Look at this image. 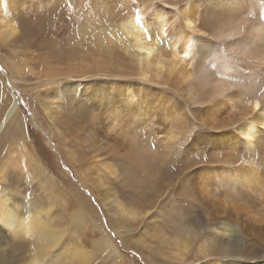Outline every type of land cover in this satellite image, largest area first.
Returning a JSON list of instances; mask_svg holds the SVG:
<instances>
[{"label":"rangeland","instance_id":"1","mask_svg":"<svg viewBox=\"0 0 264 264\" xmlns=\"http://www.w3.org/2000/svg\"><path fill=\"white\" fill-rule=\"evenodd\" d=\"M99 1L57 0L54 5L50 4L42 8L36 7V5L26 7V4H23L17 11L18 17L15 19L16 35L10 38L9 45L5 46L0 43V94L4 96L3 99L6 98V104L2 110L0 109V123L2 114L12 104L15 96L17 115L22 126H19V129L29 136L30 144L37 154L36 157L48 166L50 173L56 177L57 182H55L54 189L60 193L58 196L54 194L55 191L53 192L56 209L53 206L49 210H51L50 217L52 216L51 218L55 221V229L61 233L62 238H59L57 244L41 264L51 261H54L53 264H68L70 262L71 264H181L183 259L178 261L174 258L179 252L175 245L176 236L172 231L165 229L164 224H168L170 218L173 221L180 219L183 226L189 225L192 229L198 226L197 222L201 212L209 211L205 208L207 206L200 205L193 193L195 188L189 181L194 182L200 167H205V172L209 173L211 165L227 168L231 165H239L244 159L259 157L256 166L260 172L261 183L264 182V142L261 151L245 150L242 147L235 151L231 140L227 144H223L225 138L211 134V131L200 123V119L195 117L197 116V113L195 115V111H193L195 107L190 106V108L182 96L185 94L184 85L174 81V76H164L165 72L162 77L156 78L151 72L146 80L141 78L138 70L132 67L126 55L122 54L123 50L115 44V40L111 39L114 30L113 15L110 11L108 13L111 15H107L106 9L101 8ZM140 1L142 2L139 6L141 7L139 13L142 14L140 22L148 25L145 35L150 37L156 30L153 20V13L156 10L161 9L167 16L172 17L176 13L175 7L182 9L188 0ZM108 3L111 9L114 8L116 14L134 10L136 4L134 0L128 2L108 0ZM90 9L91 12L88 14L86 10ZM84 10L86 16H83ZM58 12L63 16L59 20V24L64 22L66 28L61 27L57 29L56 33V28L52 26L58 25L55 24L59 22L56 21ZM86 19L89 22L97 23V31H94L97 36L93 31H87L88 22L86 25L84 24ZM181 21L180 19V27L175 28L173 33L169 32L161 37V43L166 40L170 43L183 33ZM53 22L55 23L53 24ZM51 28L54 29L53 34L50 31ZM99 28L101 32L98 31ZM101 37L103 40H100ZM35 40L46 43H43V47H39ZM167 49L170 51L169 48ZM167 49L165 48L164 53H168ZM129 51L128 47V53ZM55 52L60 54L58 60H53ZM14 65L18 68L13 70ZM100 72L103 74L96 76ZM51 73L63 76L58 81L62 83L61 85L64 83L70 85L68 92H64L63 99L57 103H49L46 93L48 87H52L51 85L55 83L48 86L44 84L46 77L52 75ZM67 74L71 76H66ZM129 82L134 83L137 88L134 102L136 104H133L132 113L141 112V114L131 119L128 113L126 117L129 119L125 116L121 118L123 121H127L121 123L124 131H127L126 134L135 133L140 137L149 135L154 140L155 137L166 134L167 130L173 129L174 126L179 132H182L179 137L180 141L178 139L175 141V147L170 150L168 157L164 155L155 158L154 160L158 161L156 166H150L151 161H149L150 163L147 164L149 169L145 173L129 162H121L118 156L122 150L114 144L113 140L115 139H112L109 134L110 128L106 127L104 132V129L100 128L93 139V137H89L90 129L86 125L84 128H79L76 122L82 119L84 122L86 119L88 120L86 114L90 115L92 110L98 112L97 118L100 117L98 127L103 123L110 122L116 116V112L112 109L120 106L117 109L122 110L124 106L116 105L121 102L125 104L124 101L119 100L121 97L118 89ZM92 89L96 90L93 95ZM108 95L109 97H107ZM93 96L97 98L95 99ZM239 97L243 99L241 95L237 96V98ZM103 99L106 102L107 99L111 100L109 101L110 105L102 104ZM72 101L77 105L76 116L70 113L69 103ZM176 102L178 105L175 104ZM58 104L57 111L59 112L52 122L45 107L55 108ZM174 104L177 105V108L174 107ZM237 105L241 106L240 101ZM84 107L86 111L83 109ZM100 107L101 110H99ZM186 110H190L191 113ZM237 112L236 110L230 111L231 120H237ZM224 116L225 113L221 118V124L225 122ZM16 124L15 121L13 126ZM7 128L6 125L2 127L0 135ZM0 140V170L3 165L6 167L4 172H0V190L4 189L6 192L20 190L18 197L21 199L16 200L19 202L15 201V203H20L25 207L34 205L43 208L50 207L51 203L48 201L46 193L47 187L33 178V174L40 173L43 175L39 174L41 177L45 176L48 186L51 181L48 180L46 173L36 167L33 168L28 158L23 157L22 145L19 140L8 136ZM111 145L114 147L111 148ZM230 147L235 156L228 157L229 152L232 153ZM64 150L69 151L70 154ZM73 158H76V161H72ZM221 160H224L225 163H222ZM86 164L93 165V167L89 170L90 173L86 172L85 174L84 165ZM125 167L133 174L126 173L128 178H124ZM98 172L105 187L95 186L92 182ZM189 172L191 173L188 174ZM182 176L187 180H181L184 179ZM157 177L158 180H156ZM207 183L209 186L215 184L211 179H208ZM185 185H188L189 190L185 189ZM107 188L111 195H109L110 200L103 201L104 190ZM161 190L163 191V193L160 192L161 195L163 194L162 196L158 195ZM236 192L238 191H234V194ZM224 195L221 197L225 201L227 195ZM240 196L243 198L240 203H245L243 207L241 206V211H249V216L263 217L264 220V183L263 188L256 189V191L243 189ZM132 199H136L138 205L132 204ZM115 201L123 203L126 210L136 208L141 210L140 215L120 213L115 207ZM150 201H154L151 208ZM139 202L145 205L141 207ZM233 203L230 202L231 205ZM146 206H149L151 210H147ZM214 206L212 205V207ZM77 209H82L87 214L86 221L81 225L68 219L72 216L71 212ZM70 228L76 233L75 238H73ZM192 230L194 231V229ZM181 235V233L177 234V236ZM191 235L192 232L178 239L180 242L188 243V240L191 242H189L187 253H197L198 242L195 244L196 239L192 242ZM0 241L3 251L4 247L10 248L11 236L8 230L1 225ZM260 243L264 246V238L262 241L260 240ZM107 244L113 246L116 251ZM70 251H75L76 256H70ZM204 260L205 258H202L194 260L192 263H203ZM226 261L223 259L220 264H224ZM239 263L241 264V260L234 264ZM262 263L264 264V260L258 262V264Z\"/></svg>","mask_w":264,"mask_h":264},{"label":"bare ground","instance_id":"2","mask_svg":"<svg viewBox=\"0 0 264 264\" xmlns=\"http://www.w3.org/2000/svg\"><path fill=\"white\" fill-rule=\"evenodd\" d=\"M56 1L57 0H0V43L7 46L10 43V38L16 35L17 24L15 23V19L18 17L17 11L20 10L23 4H26V7H28V5H36V7L42 8L50 4L54 5ZM128 1L129 0H125V2ZM134 1L136 3L134 10L128 9L129 11L120 14L118 11V14H116V11L113 10L114 8L111 9L109 7L108 0H100L99 2L101 8L104 7L106 9L107 15H113L112 21H114V24L112 25L114 26V30L111 39L115 40V44L123 50L124 53L122 54L126 55L130 65L138 70L141 78L146 80L151 75V72L153 77L156 78L162 77V74L165 72L166 74L164 76H174V81L185 87V94H182V96L186 100V103H188L189 107H195L193 110L195 111V115L197 113L195 117L198 120L200 119V123L205 125L211 131V134L225 138L223 144H227L231 140V142H233L232 147L235 151L241 149V147L245 150L261 151L264 142V0H188L185 2L182 9H177V7H175L176 13L174 14L175 16L172 17L167 16L161 9L156 10L155 13H153L156 30L153 36H151L152 39H149V37L145 35V29L148 25L140 22L142 14L139 13V10H141L139 6L142 2L140 0ZM109 11L111 14L108 13ZM83 12H85V10ZM86 12L90 14L91 9L86 10ZM86 12L83 16H86ZM62 18L63 16L58 12L56 21ZM180 19L182 20L183 33L175 37L170 43H168V40L161 43V37L163 35L169 32L173 33L174 29L180 25ZM54 23L55 22H53V24ZM59 23L60 21L55 23L56 25L58 24L56 27L52 26L56 28V33L58 32L57 29L61 27L66 28L64 22L61 25ZM84 24H87V31H93L94 35L97 36L94 32L97 31V23L89 22L86 19ZM100 28L98 30L99 32H101ZM111 28L113 27L111 26ZM51 29L50 31L53 34L54 29ZM100 40H103V38L101 37ZM35 43L39 47H43V43L46 42L35 40ZM128 47L130 49L129 53ZM165 48H169L170 51L167 49L168 53H164ZM59 55L60 54L56 52L53 53V60H58ZM14 68L18 67L14 65L12 69L14 70ZM51 74L52 75L46 77L44 84L48 86L51 83H55L51 85L52 87H48L46 93L49 103H57V101L60 102L63 99V94L64 92H68L70 85L68 83L61 85L62 83L58 81L61 80L63 76H59L60 74ZM102 74L103 72H100L96 76ZM66 76L71 75L67 74ZM136 89V85L132 82L118 89L120 91H118L119 96L121 97V99H118L124 101L125 104L120 101L121 103L116 106L122 105L124 106L122 107L123 109L118 110L117 108L120 106L112 109L116 112V116L112 118L110 122L106 124L103 123L102 126L98 127L100 125V117L97 118L98 112L94 110L91 111L90 115L86 114L88 118V120L86 119L87 122L85 120L86 123L83 119L76 122L79 128H84L86 125L87 128L90 129V135H88L89 137H93V139L100 128H102V130L104 129L103 132L106 127L110 128L109 134L112 139H115L113 140L114 144L122 150V153L118 156L121 162H129L134 165L135 168L137 167L141 172L145 173L146 170L149 169L147 166L149 161H151L150 166H156L158 161L154 160L155 158L164 155L168 157L170 150L175 147V141L177 139L180 141L179 137L182 132H179L172 124L174 126L173 129L167 130L166 134L155 137L154 140L149 135L140 137L135 133L130 135L126 134L127 131H124L121 123L127 121H123L121 118L123 116L126 117L128 113L131 119L141 114V112L132 113V110H134L133 104H136L134 103L137 96ZM95 91V89L91 90L92 95L95 94ZM240 95L243 99L241 97L237 98V96ZM107 97H109V95ZM3 98L4 96L0 94V104H2L1 110L6 104V98ZM94 98L96 99L97 97ZM109 101L111 100L107 99L106 102L103 99L102 104L106 103V105L109 106ZM238 101H240L241 106L237 105ZM175 104H177V102ZM69 105L71 115L76 116L78 113L76 103L72 101ZM177 105L174 107L177 108ZM58 107L59 104L58 106L56 105L55 108L52 106L45 107L46 113L52 122H54L58 115ZM139 108L141 109V107ZM83 109L86 111L85 107ZM99 110H101V107ZM232 110L238 111L237 120H231L230 111L232 112ZM186 111L191 113L190 110ZM224 113L225 122L221 124L222 122L220 121ZM17 114V99L14 96L12 104L9 105L2 114L0 130L5 125L8 128L0 135V139L8 136L19 140L22 145L21 151L23 157L28 158L33 168L36 167V169H41L46 173L48 180L51 181L48 186L46 185L47 180L45 176L41 177L43 175L40 173L41 176L38 173L33 174V178L47 187V199L51 205L48 208L35 205L32 207H25L20 203H15L16 200L21 199V197H18L20 190H12L9 192H6L4 189L0 190V225L8 230L11 236L10 248L4 247L3 251L0 246V264H41L44 258L57 244L59 238H62L61 233L55 229V221L51 218L52 216L50 217L51 210H49V208L53 206L54 208L56 207L53 202V192L55 191L54 194L58 196H60V193L54 189L55 182H57L56 177L50 173L49 167L36 157L37 154L30 144L29 136L19 129V126H22L19 123ZM15 121L17 124L13 126ZM219 124L221 125L218 127ZM112 147L114 146L111 145V148ZM64 151L70 154L69 151ZM73 155L76 157L74 153ZM233 155L235 156L232 149V153L229 152L228 157ZM225 159L224 156V160ZM259 159V157L256 159H244L239 165H231L227 168L211 165L209 167V173L205 172V167H200V169L197 167L199 170L195 176L194 182L188 181L192 187L195 188L193 193L200 202V205L207 206L205 208L209 211L201 212V214L199 213L198 226L192 228L194 231L190 229L189 225L183 226L180 219L173 221L172 218H170L168 224H164L165 229L172 231L176 236L175 245L178 247L179 252L174 258L178 261L183 259L181 264H193L192 262L194 260H201L202 258H205V263L203 261V263L196 264H220L223 259L227 260L224 264H234L239 262V260H241V264H258V262L264 260V246L260 243V240L262 241L264 238L263 217H251L248 215L249 211L242 212L241 206L243 207L245 203H240V200L243 199L242 196H240L243 189L256 191V189L263 188L264 182L261 183V177L259 178L260 172L256 166V162L259 161ZM72 161H76V158H73ZM223 161L222 163H225ZM3 166L0 172L5 171L6 167ZM84 167L86 174V172L90 173L89 170L92 169L93 165L88 166V164H86ZM107 169L109 170V168ZM125 170L127 172L123 171L126 175H124V178H128L126 173L130 175L131 172L128 171L127 167H125ZM132 171L134 173V170ZM190 173L191 172L188 174ZM96 174L97 177L93 179V184L95 186L101 185L105 187L99 172ZM185 174L186 172L184 175ZM183 178L184 179H179L183 181L187 180V178ZM155 179L156 178L153 180ZM208 179L213 180L215 184L209 186L207 183ZM156 180H158V177ZM87 185H89V183ZM184 187L186 190H189L188 185ZM108 191V188L104 190L103 201L110 200ZM234 191L238 192L234 194ZM160 192L163 193L161 190L158 195H161ZM223 194L227 195H224L226 198L225 201L223 197H221ZM154 201L149 202L150 208L153 206ZM115 202V207L120 213L131 215L137 213V216L141 213V210H137V208L126 210L123 203ZM131 202L132 204L138 205L136 199H132ZM131 202H129L130 205ZM230 202H234L233 205H231ZM139 205L143 207L145 204L139 202ZM212 205L215 206L212 207ZM79 207L81 208V206ZM146 207H148L147 210H151L149 206ZM71 214L72 216L68 219L77 225L83 224L87 219V214L82 209L74 210ZM70 232L73 238H75L76 233L71 228ZM191 232V241L194 242V239H196L195 244L198 242L197 253H187V249L191 242L188 240V243L190 242L188 244L186 241L180 242L178 239ZM180 233L182 235L177 236V234ZM107 246H110L116 251L113 246L108 244ZM8 253L10 254L8 255ZM69 254L73 257L76 256L75 251H70ZM53 263L54 261H51L48 264ZM68 264H71V262Z\"/></svg>","mask_w":264,"mask_h":264},{"label":"snow or ice","instance_id":"3","mask_svg":"<svg viewBox=\"0 0 264 264\" xmlns=\"http://www.w3.org/2000/svg\"><path fill=\"white\" fill-rule=\"evenodd\" d=\"M149 39H152V37L150 36Z\"/></svg>","mask_w":264,"mask_h":264}]
</instances>
